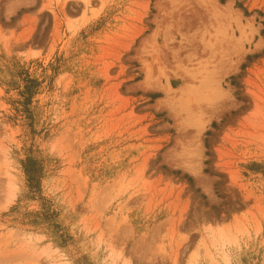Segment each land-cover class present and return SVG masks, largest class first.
<instances>
[{
  "label": "rangeland",
  "instance_id": "374dc122",
  "mask_svg": "<svg viewBox=\"0 0 264 264\" xmlns=\"http://www.w3.org/2000/svg\"><path fill=\"white\" fill-rule=\"evenodd\" d=\"M0 264H264V0H0Z\"/></svg>",
  "mask_w": 264,
  "mask_h": 264
}]
</instances>
